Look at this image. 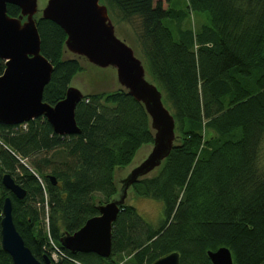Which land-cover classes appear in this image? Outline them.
<instances>
[{
	"label": "trees",
	"instance_id": "1",
	"mask_svg": "<svg viewBox=\"0 0 264 264\" xmlns=\"http://www.w3.org/2000/svg\"><path fill=\"white\" fill-rule=\"evenodd\" d=\"M104 2L134 30L182 137L158 174L133 186L134 197L161 204V218L146 221L130 204L120 210L108 258L73 255L58 243L63 231L74 233L98 214L94 200L105 203L115 193L114 170L151 142L140 105L114 92L77 105L79 135L57 136L44 118L0 125V177L9 174L26 192L17 200L0 183V220L9 197L15 228L42 264L49 238L64 253L49 264H152L172 252L179 264H211L206 252L220 247L234 264H264V0H185L186 9L161 0ZM7 13L19 9L7 5ZM193 13L206 22L184 27ZM37 29L41 54L54 67L42 100L54 105L82 70L60 61L59 26L44 20ZM56 157L62 165H54ZM0 264H13L1 244Z\"/></svg>",
	"mask_w": 264,
	"mask_h": 264
},
{
	"label": "water",
	"instance_id": "2",
	"mask_svg": "<svg viewBox=\"0 0 264 264\" xmlns=\"http://www.w3.org/2000/svg\"><path fill=\"white\" fill-rule=\"evenodd\" d=\"M7 5L16 6L18 15L9 16ZM44 20L53 22L65 34L60 61L75 62L82 70L71 78L64 97L54 105L42 100L54 70L40 50L37 27ZM119 23L104 0H0V60L4 63L0 75L1 126L44 118L57 136L79 135L77 105L87 97L114 92L131 97L147 120L151 142L142 145L127 165L114 170L115 193L105 203L96 198L98 214L76 232L60 234L59 245L73 255L92 253L108 258L113 225L120 210L130 204L134 184L152 179L171 152L182 146L176 119L162 91ZM95 73L107 76L90 82L88 77ZM48 179L57 184L54 176ZM0 183L17 200L25 197V190L9 174H3ZM0 244L13 264H42L15 228L9 197L2 201ZM206 255L211 264H234L226 247L207 251ZM42 260L50 263L46 255ZM179 260V254L172 252L152 264H179Z\"/></svg>",
	"mask_w": 264,
	"mask_h": 264
},
{
	"label": "rangeland",
	"instance_id": "3",
	"mask_svg": "<svg viewBox=\"0 0 264 264\" xmlns=\"http://www.w3.org/2000/svg\"><path fill=\"white\" fill-rule=\"evenodd\" d=\"M157 1V0H155ZM163 2V6L165 8L171 6L175 9H186L187 6L184 5V1L185 0H173L172 3H170L169 5H167V3H165L164 0H161ZM207 20L205 14H201V13H193V14H189L188 15V19L186 21H184L183 26L184 27H189V28H197L198 25H200L201 23H205ZM120 26L124 29V31L126 32V34L129 36V39L132 41L136 51L138 52V54L141 56L139 49H138V45H137V41H136V35L134 30L132 29V27L124 24V23H119ZM106 74H101V73H95V74H91L88 79L90 82L93 81H97V80H102L103 77H106ZM25 126H21V128H24ZM51 156V154H49ZM56 163H54V165H62L63 163V159H61L60 157H56L55 161ZM50 172V170L46 171V174H48ZM41 184H43L41 182V180H39ZM44 186V185H43ZM2 198L1 195V191H0V199ZM130 205L135 207V209L137 210L138 214L140 216H142L146 221L152 222L154 224H156L159 219L161 218V204L153 201L151 199H147V198H142V197H134L132 196ZM47 204L45 201V205H44V210L45 212H47ZM46 221V220H44ZM45 225V224H44ZM43 226V223L42 225ZM45 232H46V227L44 226ZM49 238V236H48ZM50 242V240H49ZM53 242V241H52ZM53 244L55 246L56 243L53 242ZM46 251H48L49 249L44 248ZM125 261L121 262L120 264H125Z\"/></svg>",
	"mask_w": 264,
	"mask_h": 264
},
{
	"label": "built area",
	"instance_id": "4",
	"mask_svg": "<svg viewBox=\"0 0 264 264\" xmlns=\"http://www.w3.org/2000/svg\"><path fill=\"white\" fill-rule=\"evenodd\" d=\"M47 249H49V251L51 253L50 254L51 258L53 260H56L57 258L64 256V253L62 252V250L60 248H58L57 246H55L51 240L49 242V248H47Z\"/></svg>",
	"mask_w": 264,
	"mask_h": 264
},
{
	"label": "bare ground",
	"instance_id": "5",
	"mask_svg": "<svg viewBox=\"0 0 264 264\" xmlns=\"http://www.w3.org/2000/svg\"><path fill=\"white\" fill-rule=\"evenodd\" d=\"M48 253H49V259H51V260L54 261V262L58 261L59 258H57L56 260H53V259L51 258V255H50V254H51L50 251H48Z\"/></svg>",
	"mask_w": 264,
	"mask_h": 264
},
{
	"label": "flooded vegetation",
	"instance_id": "6",
	"mask_svg": "<svg viewBox=\"0 0 264 264\" xmlns=\"http://www.w3.org/2000/svg\"><path fill=\"white\" fill-rule=\"evenodd\" d=\"M43 257V256H42Z\"/></svg>",
	"mask_w": 264,
	"mask_h": 264
}]
</instances>
